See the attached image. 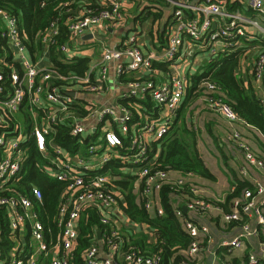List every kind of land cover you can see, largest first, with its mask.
I'll return each mask as SVG.
<instances>
[{
	"label": "built area",
	"instance_id": "2783aa9c",
	"mask_svg": "<svg viewBox=\"0 0 264 264\" xmlns=\"http://www.w3.org/2000/svg\"><path fill=\"white\" fill-rule=\"evenodd\" d=\"M129 1L100 0L102 8L99 11L81 10L69 17L66 22L69 41L64 44L59 42L60 23L53 22L40 34L42 49L36 55L38 61L28 56L26 36L20 31L18 19L0 9L2 37L10 45L15 63H2L9 68L10 73H0V212L6 214L9 240L18 242L19 232L29 225L35 243L24 246L21 251L13 249L12 257L9 255L4 258L0 250V264H40L38 255L41 253L50 259V264H72L78 247L82 217L88 210L98 213L104 230L95 231L98 238L84 251L83 264H119L118 257L122 258L123 264H161V256L144 255L134 246L125 249V240L117 226L121 219L130 221L123 210L125 201L117 184L122 176L101 172L111 161L125 165L122 168L125 173L130 170L137 172L140 187L138 195L149 213L156 209L158 215L163 214L160 194L166 186L190 192L192 198L185 204L187 211L203 214L213 209L221 210L200 195L199 187L194 182L196 175L179 173L174 176L172 171L156 170L155 163L149 159L150 141H161L178 116L192 85L187 78V69L193 67L196 48L208 51L215 58L220 49L231 50L239 38L246 37V27L255 28L262 34L264 29L260 21L229 11L225 1L209 0L200 5L177 3L168 32L167 47L146 55L135 37H130L122 48L103 46L101 75L96 84L92 83L89 72L84 76H65L54 66L39 65V59L50 57L52 53L71 61L78 53L74 48L75 42L87 32L103 30L108 26H125L127 14L123 6ZM164 1L173 3L172 0ZM248 2L264 18V1ZM71 12L68 10L66 13ZM185 43L187 48L183 53ZM154 62L171 63L170 81L159 84L152 78L136 79L127 84L124 97L149 98L158 108L165 109L161 117L136 128L132 121L133 111L128 105L117 109L96 107L85 100L91 94H101L107 90L106 83L113 63L117 75L123 76L152 71ZM182 62H185V66ZM253 76L257 84L264 82V50L255 60ZM56 82L73 83L79 87H59L55 85ZM201 87L206 89L207 108L225 119L231 127L225 143L243 155L246 166L240 170L241 176L249 178L248 167L264 171V159L256 154L237 127L247 124L226 102L215 83L206 79ZM23 111L33 114L29 135L12 124L16 115ZM9 120L10 131L7 126ZM59 127H67L69 135L76 140L71 148L56 142ZM85 132L88 133L86 138ZM32 145L42 160V163H36V167L48 179L66 186L58 214L60 234L57 242L51 243L49 247L45 242V226L36 211V207L43 203L41 189L33 185L29 193H24L16 188L27 177ZM254 187V191L246 190L243 197L234 200L231 212L222 211L226 224L240 222L244 217H257L259 223L264 225V213L256 201L257 196H264V184L255 182ZM235 189L233 187L232 191ZM157 205H160V210H157ZM177 215L183 216L181 211H177ZM184 228L194 241L187 252L188 260L182 264H193L204 242L210 240L209 229L190 220L184 221ZM99 234L103 247L99 244ZM257 234V230L245 224L242 234L223 246L231 250L241 249L244 239ZM27 249L29 254H25ZM249 263L257 264V258L250 256Z\"/></svg>",
	"mask_w": 264,
	"mask_h": 264
},
{
	"label": "crops",
	"instance_id": "0c3cea01",
	"mask_svg": "<svg viewBox=\"0 0 264 264\" xmlns=\"http://www.w3.org/2000/svg\"><path fill=\"white\" fill-rule=\"evenodd\" d=\"M172 1L173 3L166 2L164 0H131L129 2H125L123 6L127 14V23L125 26L115 28L108 26L103 30L87 32L84 37L75 42L74 48L78 51V53L72 60L75 58L89 59V70L87 72L91 75L92 83L96 84L101 75L103 46L122 48L130 37H135L142 51L146 55L151 52H157L165 49L168 43V32L173 22L176 4L188 2L191 5H200L207 3L209 0ZM211 1H225L228 3V6L229 4H237L238 6L236 7V11L233 12H239L248 19L260 21V24L264 29V18L259 16L258 13L250 7L248 0ZM0 28L1 30L3 29L2 23ZM246 30L248 31L246 37L239 38L236 45L231 50L224 51L223 48L220 49L218 56L222 59L223 57H229L233 54H237L238 67L236 75L243 81L246 87L251 86L255 89L264 105V82L262 84H257L253 76V66L255 60L258 54L264 50V34L252 27H246ZM88 36H91V38H86ZM186 48L187 45L185 43V46L182 49L183 53H185ZM243 52H247V54H249V62L245 65H243V56L245 55L242 54ZM195 53V58L192 60L193 67H188L187 69V78L189 79L190 85L191 83L193 85V76L202 72L204 67L216 58L212 57L208 51L197 48ZM59 58L63 63L72 62L64 60L60 55ZM36 61H38V58H36ZM39 61V65L42 67L52 66L49 65L51 62V56H45L43 60L39 59ZM1 63L8 64L5 57L2 58ZM182 64L185 66V62H182ZM111 67L109 78L106 83L107 90L101 94L89 95L86 97V101L96 107L109 106L114 107L115 109L120 108L122 105H128L133 111L134 115L132 121L136 128H140L146 123H149L164 114L163 111L165 109L158 108L149 98L140 97L136 99H127L124 97V93L127 84L136 79L149 80V78H152L159 84L168 83L171 79V63L154 62L152 71L146 72L145 74L135 72L125 74L123 76L117 75L114 63ZM192 85L190 87H192ZM145 102H150L152 104V108H149ZM28 112L26 113V111H23L18 113L15 117V121L12 123L14 126L19 127L21 132L25 135H29L31 133V119L33 114L31 111L29 113ZM38 113L39 111L35 114L36 118H38ZM178 117L179 112L176 120ZM185 118L188 127L196 133L197 149L202 160L216 178L215 181H210L195 176L194 182L199 187V192L202 197L210 202L223 203L227 195L232 191L234 185L237 184V179L247 181L253 184V186L255 182H261L264 184V171L248 167L249 178L244 179L241 176L240 170L246 166L243 155L225 143V137L229 133L231 127L225 119L221 118L207 108L205 99L204 101L202 98L195 100V102L185 111ZM7 126L10 131V120L7 122ZM237 127L252 148L258 151V155L264 159V148H262L258 142L260 140L264 144V135L252 126L240 124ZM156 143L158 142H153L152 140L150 141L151 152L149 159L152 163H155L158 160L161 151V145H158V149L155 151L154 145ZM105 167L106 166H104L101 170L102 173L105 172ZM179 173L181 172L173 171L174 176ZM107 174L111 176H119L111 172H107ZM126 174L138 177L136 171L130 170L127 171ZM123 180L124 177H121V179L117 181V184ZM139 191L140 187L138 184L135 189V193L137 195V201L141 202L140 196L138 195ZM256 201L264 213V196H257ZM178 202L186 208L185 204L187 200L185 201V199L178 198ZM156 208L157 210H160V205H157ZM222 211V209H213L212 211L203 214L186 211L188 212L189 219L191 221L209 229L210 240L204 242L205 244L202 247V251L193 264H247V258L249 259L250 256H255L257 258V264H264V225L259 223L257 217L250 219L245 218L242 222L226 224L223 221L222 214L224 211ZM150 214L152 217L156 216V209ZM245 224H248L252 229L257 230L258 234L244 239V245L241 249L231 250L223 246L224 243H230L233 239L242 234L243 226ZM117 226L127 244L132 243L131 239L133 241V238L143 236L147 239V245L145 247V251H147L149 250V246L155 243L156 237L154 230L146 224L133 223L128 219H121ZM99 241L100 246L103 247L100 237ZM32 242L34 243L31 236V228L27 225L19 232L18 242H13L15 244L14 250L16 249L21 251L24 249V246L27 247V245L30 243L32 244ZM9 255L12 257L13 251L9 253ZM41 256H43L44 259L48 257H46L43 253L38 255L40 264H43V262L40 261ZM118 260L119 264H123L121 257H118Z\"/></svg>",
	"mask_w": 264,
	"mask_h": 264
},
{
	"label": "trees",
	"instance_id": "16d2710c",
	"mask_svg": "<svg viewBox=\"0 0 264 264\" xmlns=\"http://www.w3.org/2000/svg\"><path fill=\"white\" fill-rule=\"evenodd\" d=\"M237 6V4H229V11H236ZM101 8L100 0H0V9L7 11L18 19L20 31L26 36L29 55L34 61H36V55L42 49L40 34L47 30L53 22L58 21L60 23L61 34L59 42L64 44L69 41L66 26L69 17L76 15L81 10L99 11ZM68 10L72 12L66 13ZM10 51V45L2 37V30L0 28V73H10L9 68L1 63L3 57H5L8 65L14 63ZM71 61V63H63L58 55L52 53L49 65L57 68L65 76H84L89 70V59L75 58ZM16 66L19 65L17 64ZM237 67V54L229 57L226 56L222 59L217 56L204 67L202 72L193 76V85L187 91L186 99L181 106L178 119L171 127L169 133L154 145L155 151L158 149V145H161L159 158L154 164L156 170L176 171L186 174L192 173L210 181L216 180L202 160L197 149L196 133L188 127L185 118L187 108L195 100L204 95L206 89L200 86L206 79L211 80L217 85L226 102L247 125L256 128L264 135V105L255 89L251 86L246 87L243 81L238 78L236 75ZM55 85L59 87L75 86L73 83L62 82H56ZM145 103L149 108H152L150 102ZM69 132L70 130L67 127H59L56 136V142L68 149L76 142L69 135ZM124 139L126 140V138ZM38 162L42 163L41 157L32 145L27 177L23 178L16 188L24 193H29L30 187L33 185L41 189L44 196L43 203L36 207V211L39 219L45 226V242L49 247L51 243L55 244L57 242L60 234L58 214L61 196L66 186L58 181L48 179L36 167V163ZM124 166L117 161H111L106 165L104 168L105 172L103 173L111 172L124 177V180L118 184L125 198V205L122 206L123 210L131 222L150 226L154 230L156 237L155 243L150 245L147 251H145L147 239L143 236L133 238V241L131 239V244L125 242V249L134 246L144 255L161 256V264H182L184 261H187V252L194 238L184 228V221L190 219L188 212L178 202V198L185 199L188 202L192 198V195L186 189L164 187L160 194L163 214H157L152 217L144 208L143 203L137 201L135 189L138 185V177L126 174L122 170ZM234 187L236 188L235 191H231L223 203H211L221 208L225 213H229L233 210V202L236 198L243 197L246 190H255L253 184L238 179ZM177 211H181L183 216L179 217ZM97 214L95 210H88L82 217L78 247L72 264H83L82 255L84 251L98 238L95 231L104 230V226L101 224ZM244 220L245 217L242 221ZM48 230H51V233H48ZM8 234L9 229L5 213L0 212V250L4 258L15 247V244L9 240ZM29 253L30 251L27 249L25 254ZM40 261L43 264H50V259H44L43 256L40 257ZM248 263L249 259L247 258Z\"/></svg>",
	"mask_w": 264,
	"mask_h": 264
},
{
	"label": "rangeland",
	"instance_id": "374dc122",
	"mask_svg": "<svg viewBox=\"0 0 264 264\" xmlns=\"http://www.w3.org/2000/svg\"><path fill=\"white\" fill-rule=\"evenodd\" d=\"M244 56H243V65H245V64H247L248 62H249V54H247V52L245 53V52H243L242 53ZM29 57H30V55H28ZM205 97V91H204V95L203 96H201L200 98H202L203 99V101H204V98ZM87 135H88V133L87 132H85L84 133V137L86 138L87 137ZM259 142V145L262 147V148H264V144H263V142L262 141H258ZM255 152H256V154H259V152L258 151H256V150H254ZM131 171H134V170H131Z\"/></svg>",
	"mask_w": 264,
	"mask_h": 264
},
{
	"label": "water",
	"instance_id": "95a60500",
	"mask_svg": "<svg viewBox=\"0 0 264 264\" xmlns=\"http://www.w3.org/2000/svg\"><path fill=\"white\" fill-rule=\"evenodd\" d=\"M263 1H264V0H263ZM89 37L91 38V36H88V37H86V38H89ZM184 209H185V211H187V209H186V208H184ZM99 237H100V234H99Z\"/></svg>",
	"mask_w": 264,
	"mask_h": 264
}]
</instances>
